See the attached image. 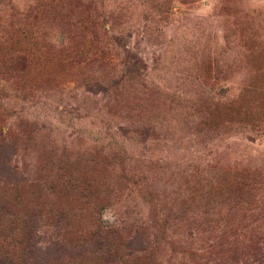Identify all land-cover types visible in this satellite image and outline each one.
Listing matches in <instances>:
<instances>
[{
	"label": "rangeland",
	"instance_id": "obj_1",
	"mask_svg": "<svg viewBox=\"0 0 264 264\" xmlns=\"http://www.w3.org/2000/svg\"><path fill=\"white\" fill-rule=\"evenodd\" d=\"M11 251L264 264V0H0Z\"/></svg>",
	"mask_w": 264,
	"mask_h": 264
},
{
	"label": "trees",
	"instance_id": "obj_2",
	"mask_svg": "<svg viewBox=\"0 0 264 264\" xmlns=\"http://www.w3.org/2000/svg\"><path fill=\"white\" fill-rule=\"evenodd\" d=\"M98 86V88L100 89V91H106L107 90V87H105V85H101V84H96ZM30 246V252H32V247L31 245L29 244ZM16 253V249L14 250ZM14 251H11V252H6V259L4 261H2V263H6V264H15V259H14V255H15V252ZM21 254H23V251L21 250Z\"/></svg>",
	"mask_w": 264,
	"mask_h": 264
}]
</instances>
